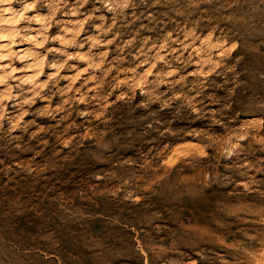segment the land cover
I'll return each instance as SVG.
<instances>
[{"label": "rangeland", "instance_id": "obj_1", "mask_svg": "<svg viewBox=\"0 0 264 264\" xmlns=\"http://www.w3.org/2000/svg\"><path fill=\"white\" fill-rule=\"evenodd\" d=\"M87 1L97 12L86 33L98 23L110 33L92 47L108 53L95 72L104 90L95 97L90 83L63 126L41 103L16 129L0 126V264H255L264 0ZM209 34L214 53L227 49L199 63ZM148 65L163 78L145 89L126 80Z\"/></svg>", "mask_w": 264, "mask_h": 264}, {"label": "bare ground", "instance_id": "obj_2", "mask_svg": "<svg viewBox=\"0 0 264 264\" xmlns=\"http://www.w3.org/2000/svg\"><path fill=\"white\" fill-rule=\"evenodd\" d=\"M106 5L113 4L109 2ZM89 7L87 0H0V126L6 118L11 127L16 129L23 118L29 116L30 108L41 103L39 111L42 114L62 115L56 125L60 127L74 115V111L69 110L75 107V102H84L90 83L94 82L88 89L94 86L95 97L101 96L104 88L100 89V86L105 78L95 82V72L108 53L103 51L94 54L92 47L110 44V33L104 31V24L99 23L93 31L86 33L90 18L97 12V9L91 11ZM59 11H62L61 15ZM202 41L208 48L205 51L199 48V63L219 61L218 57H222L227 48L214 53L219 43L214 40L213 34L206 35ZM75 43L79 47H74V50L72 45ZM163 52L160 47L155 57L163 59ZM53 53L62 57H53ZM73 60L77 63L71 66L69 73H65L66 65ZM146 67L148 69L144 72L128 75L126 80L145 89L144 82L150 75L158 80L163 78V73L159 70L153 74L155 66ZM60 78L64 81L63 85L54 92L55 83ZM64 113H67L65 117ZM258 122L260 121L256 118L247 120L250 127L257 128ZM255 264H264V253Z\"/></svg>", "mask_w": 264, "mask_h": 264}]
</instances>
